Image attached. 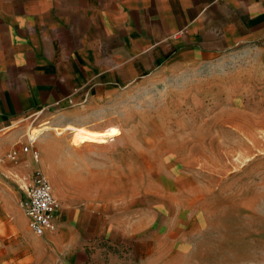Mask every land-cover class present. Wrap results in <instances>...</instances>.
<instances>
[{
  "label": "crops",
  "instance_id": "obj_1",
  "mask_svg": "<svg viewBox=\"0 0 264 264\" xmlns=\"http://www.w3.org/2000/svg\"><path fill=\"white\" fill-rule=\"evenodd\" d=\"M255 42L264 45V0H0V264H264L218 247L213 219H185L173 238L171 219H89L70 181L57 195L46 173L64 205L56 230L37 235L19 205L42 170L23 152L25 124L16 128L31 115L83 123L118 90ZM43 164L61 170L57 156Z\"/></svg>",
  "mask_w": 264,
  "mask_h": 264
},
{
  "label": "rangeland",
  "instance_id": "obj_2",
  "mask_svg": "<svg viewBox=\"0 0 264 264\" xmlns=\"http://www.w3.org/2000/svg\"><path fill=\"white\" fill-rule=\"evenodd\" d=\"M263 46L118 90L83 123L16 128L48 122L40 168L57 195L70 181L89 219H171L172 238L185 219H213L218 247L264 257ZM45 155L57 156L59 173L44 168ZM13 183L18 195L24 181Z\"/></svg>",
  "mask_w": 264,
  "mask_h": 264
},
{
  "label": "built area",
  "instance_id": "obj_3",
  "mask_svg": "<svg viewBox=\"0 0 264 264\" xmlns=\"http://www.w3.org/2000/svg\"><path fill=\"white\" fill-rule=\"evenodd\" d=\"M39 114L34 113L30 116L32 125ZM26 138L27 143L23 146V152L30 153L35 161H39L41 155L37 147L38 138L31 135V129L27 131ZM7 157L14 162L18 160L15 151L9 153ZM25 192L26 197L19 201V205L29 217L31 229L37 235L56 230V219L64 205L56 198L48 176L38 169L33 178L26 182Z\"/></svg>",
  "mask_w": 264,
  "mask_h": 264
}]
</instances>
